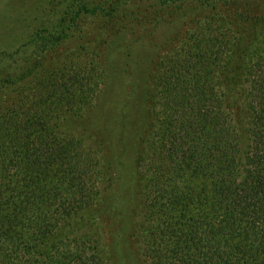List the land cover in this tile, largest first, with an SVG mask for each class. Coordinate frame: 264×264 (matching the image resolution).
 I'll use <instances>...</instances> for the list:
<instances>
[{
	"label": "trees",
	"instance_id": "obj_1",
	"mask_svg": "<svg viewBox=\"0 0 264 264\" xmlns=\"http://www.w3.org/2000/svg\"><path fill=\"white\" fill-rule=\"evenodd\" d=\"M83 12L98 7L79 6L73 24ZM238 13L260 29L215 12L153 74L152 127L124 162L143 179L134 231L145 264H264V12ZM94 64L75 53L33 68L0 104V264H109L93 209L113 181L101 149L112 139L64 124L95 103ZM118 114L109 108L105 126L120 124L125 145L143 120Z\"/></svg>",
	"mask_w": 264,
	"mask_h": 264
},
{
	"label": "rangeland",
	"instance_id": "obj_2",
	"mask_svg": "<svg viewBox=\"0 0 264 264\" xmlns=\"http://www.w3.org/2000/svg\"><path fill=\"white\" fill-rule=\"evenodd\" d=\"M83 4L98 7V15L83 12L78 25L73 24L70 16ZM250 5L264 12V0H189L170 7L155 0H0V104L9 105L17 98L13 80L33 68L57 60L64 63L75 53L96 62L95 103L80 115L68 116L64 124L81 137L92 136L100 142L112 139L101 149L113 181L93 209L109 264H145L134 231L143 179L131 168L125 171L124 162L129 158L127 152L152 127V78L160 58L177 51L198 24L215 21V12L229 14L235 24H243L253 34L257 26L251 20H239L238 13ZM64 28L68 39L58 44L50 38V33ZM109 108L119 110L117 118L124 113V125L135 122V117L143 120L137 131L126 130L128 144L117 141L125 131L120 124L105 126ZM129 117L133 119L127 122ZM240 135L243 147L248 146L245 123ZM121 200L123 213L114 207Z\"/></svg>",
	"mask_w": 264,
	"mask_h": 264
}]
</instances>
